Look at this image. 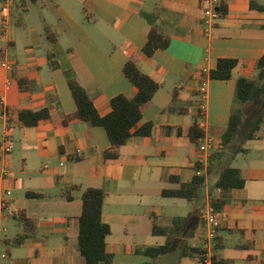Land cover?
Instances as JSON below:
<instances>
[{
	"label": "crops",
	"instance_id": "crops-1",
	"mask_svg": "<svg viewBox=\"0 0 264 264\" xmlns=\"http://www.w3.org/2000/svg\"><path fill=\"white\" fill-rule=\"evenodd\" d=\"M221 1L228 13L212 26L206 22L202 0H38L31 1L33 6L28 0H11L6 26L0 1V140L9 125L15 143L9 157L0 148V172L8 161L13 175L8 205L0 206V246L8 254L6 264H85L79 245L83 190L74 191L72 200L62 194L73 185L106 190L103 218L112 226L108 250L117 264H201L207 226L200 210L211 195L221 196L213 187L229 165L241 170L246 183L226 192L230 202L217 213L220 264H264V127L255 139L235 137L223 149L212 171L205 173V199L191 202L193 210L173 216L167 208L179 207L183 198L166 201L162 196L163 189L179 186L170 176L189 182L197 174L200 153L188 131L201 122L199 87L204 75L220 58L239 60L232 79H210L207 85L206 133L220 141L229 123L237 77L255 76L264 54V0ZM155 24L171 37V44L149 57L143 47ZM46 26L55 35H49ZM132 57L161 84L134 127L152 122L154 130L134 136L118 159L107 160L104 153L111 142L105 128L75 119L65 123L77 111L69 80L79 79L106 115L113 97L132 98L137 93L123 71ZM4 59L14 62L11 70L1 65ZM23 78L29 90L21 89ZM253 104L245 106L244 117ZM46 107L50 118L36 126L20 119L22 110ZM6 108L12 111L9 122L2 118ZM0 186L8 183L0 180ZM27 191L45 196L28 197ZM20 211L37 221L38 232L15 245L12 240L22 231L15 219ZM191 213L198 214L163 255L151 258L137 252L165 244V236L153 234L155 221L169 226L176 217ZM11 215L15 236L10 235Z\"/></svg>",
	"mask_w": 264,
	"mask_h": 264
},
{
	"label": "trees",
	"instance_id": "trees-1",
	"mask_svg": "<svg viewBox=\"0 0 264 264\" xmlns=\"http://www.w3.org/2000/svg\"><path fill=\"white\" fill-rule=\"evenodd\" d=\"M37 2L38 0H31ZM253 6H257L256 2H252ZM217 9L226 15L228 6L224 1L219 2ZM264 28V25L262 26ZM45 31L51 35L54 31L50 26H46ZM51 42L55 40H51ZM171 44V37L167 35L160 25L155 24L148 37V41L143 47L144 53L151 57L159 49H167ZM52 66H56V62L50 55ZM239 60L235 58H220L217 61L216 67L210 70L208 76L210 79L229 80L234 77V70L238 66ZM257 74L255 76L240 75L237 77L236 91L234 95L233 107L229 119L228 126L222 138L220 145L215 150L209 159L208 172L210 173L223 155V149L230 145L239 132L244 121V109L249 103L264 97V54L256 63ZM123 71L127 78L137 88L135 97H129L126 94H119L111 99V111L102 115L98 110L94 100L85 88V86L77 78L69 80L71 92L77 104V111L69 115L65 123L71 120H81L90 123L92 126H101L105 128L109 140L110 147L105 151L104 155L107 160H116L121 156V149L134 136H148L153 133L154 123L149 122L143 125L138 130L134 127L143 119V112L148 107L160 89L161 84L152 76L146 73L140 66L139 58L132 57L124 65ZM206 76V74L204 75ZM21 89L26 91L30 89V85L26 79L20 80ZM173 97L178 100V93L173 91ZM184 112L183 109L180 110ZM186 111V110H185ZM201 111H199V116ZM20 119L27 126H36L40 121L50 118L49 107L41 110H22L19 113ZM264 127V107L254 121L252 128L247 133L246 140H253L257 137V133ZM180 132V131H179ZM205 131L200 128L199 122L196 121L188 131L191 141L199 146V140L205 136ZM2 142L0 140V148ZM78 160L81 157L77 158ZM203 168V165L197 163L196 171ZM169 180L178 183L175 188H165L162 190V196L167 198H183L190 202L196 201L202 203L205 199L206 176L195 174L191 181L182 182L178 176H170ZM246 183L242 176L241 170L234 166H227L220 177L216 181L214 189H220L221 196L211 195L209 204L219 212L225 205L230 202L226 196V192L233 189L244 188ZM83 190L82 201L83 211L79 217V245L81 256L85 264H117L115 255L108 250V237L112 234V226L104 221L103 212L107 199V192L103 188L88 187L82 189L80 185H73L62 191V194L69 200L75 198L73 192ZM28 197H43L45 193L37 191H27ZM198 213H191L190 217H176L173 224L169 226L159 225L156 221L153 224V234L163 235L166 237V242L159 246L140 247L137 252L145 254L151 258H157L169 250L173 244L174 237L181 233L185 223ZM15 219L18 225L22 228L12 243L15 245L22 244L26 239L35 236L38 232V225L35 219L26 215L24 211L15 214ZM219 248H215V255L218 263H221L218 253ZM201 261L203 259V250L200 252ZM145 264H155L150 261Z\"/></svg>",
	"mask_w": 264,
	"mask_h": 264
},
{
	"label": "built area",
	"instance_id": "built-area-1",
	"mask_svg": "<svg viewBox=\"0 0 264 264\" xmlns=\"http://www.w3.org/2000/svg\"><path fill=\"white\" fill-rule=\"evenodd\" d=\"M2 2V20L4 26L8 25L10 17H11V0H0ZM202 4L204 6V15L207 24L210 26L214 25V22L218 20L222 13L217 9L219 4V0H202ZM1 65L7 69L11 70L13 68L14 62L10 59H4ZM209 72L206 73V76L203 77L202 82L199 87V93L201 96V122L199 123L200 128H202L205 133L207 132V123L205 121V114H206V106L204 100L207 98V85L208 81L210 80L208 76ZM12 117V111L8 108L5 109L2 118H4L7 122H9L10 118ZM220 145V141L217 138L213 137L210 134H205L203 138L199 140L198 150L200 153L198 163L203 165V168L197 170L198 175H203L206 173L208 166H209V159L210 155L218 149ZM14 150V141L13 136L11 133V127L8 125L5 130V135L1 145V152L4 157H9ZM12 171L10 167V163L6 161L4 167L0 172V180L5 181L8 183V187L3 188L0 186V206L1 208H6L8 205V198L12 194V189L9 187L10 181L12 178ZM4 192V194H3ZM218 212L213 208L212 205L209 203L202 207L200 210V217L204 220L207 226V234L206 238L204 239V244L202 246L203 250V259L201 264H220L217 261V257L215 255V248H216V234L217 229L219 227L220 221L218 217ZM2 246V241H0ZM0 246V264H6V259L8 254L5 250L2 249Z\"/></svg>",
	"mask_w": 264,
	"mask_h": 264
},
{
	"label": "rangeland",
	"instance_id": "rangeland-1",
	"mask_svg": "<svg viewBox=\"0 0 264 264\" xmlns=\"http://www.w3.org/2000/svg\"><path fill=\"white\" fill-rule=\"evenodd\" d=\"M28 3L30 6H33L32 2L30 0H28ZM254 106H252L249 110L248 116L244 117V121L242 126L239 129L238 134L236 135V139L237 141H243L245 136H247V133H249L250 129L252 128L255 119L257 118L258 114L260 113V111L263 109L264 107V97H262L261 99H258L256 101L253 102ZM213 137H215L214 135H212ZM1 132H0V138H1ZM216 138V137H215ZM253 143V142H252ZM15 144V143H14ZM235 166V165H234ZM166 201H172V199H168V198H163ZM181 201L180 206H173L172 208H167V210H169L170 214H172L173 216H180V215H184L186 214L188 211L193 210V205L191 202H188L187 200H179ZM170 203V202H169ZM16 220L14 219V217L11 215V220L9 226H10V235L11 236H15L17 233V229H16Z\"/></svg>",
	"mask_w": 264,
	"mask_h": 264
}]
</instances>
